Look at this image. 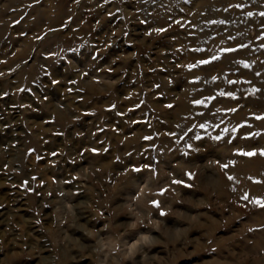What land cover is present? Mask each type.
<instances>
[{
	"label": "rangeland",
	"instance_id": "rangeland-1",
	"mask_svg": "<svg viewBox=\"0 0 264 264\" xmlns=\"http://www.w3.org/2000/svg\"><path fill=\"white\" fill-rule=\"evenodd\" d=\"M262 13L0 0V264H264Z\"/></svg>",
	"mask_w": 264,
	"mask_h": 264
},
{
	"label": "snow or ice",
	"instance_id": "snow-or-ice-1",
	"mask_svg": "<svg viewBox=\"0 0 264 264\" xmlns=\"http://www.w3.org/2000/svg\"><path fill=\"white\" fill-rule=\"evenodd\" d=\"M249 15H251V13H249ZM262 15H264V13H262ZM162 30V29H161ZM225 51H229L228 49H225ZM209 61H204V60H201L200 61V63L201 64H205V63H208ZM231 95V94H230ZM217 139H219V137H217ZM93 151H95V149H93ZM253 153L252 152H248V153H246V155H249V156H251ZM53 155H55V153H53ZM225 167H227V165H225ZM176 183H182V181H175ZM245 199H247V197H245ZM256 203H258V204H262V205H264V200H259V199H257L256 201H255ZM152 203H157L156 201H153ZM163 214V213H162Z\"/></svg>",
	"mask_w": 264,
	"mask_h": 264
}]
</instances>
